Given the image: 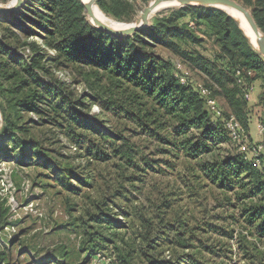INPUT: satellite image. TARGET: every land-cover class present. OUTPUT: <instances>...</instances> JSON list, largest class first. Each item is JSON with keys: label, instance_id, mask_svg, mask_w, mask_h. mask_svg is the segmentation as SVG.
Masks as SVG:
<instances>
[{"label": "rangeland", "instance_id": "rangeland-1", "mask_svg": "<svg viewBox=\"0 0 264 264\" xmlns=\"http://www.w3.org/2000/svg\"><path fill=\"white\" fill-rule=\"evenodd\" d=\"M121 1V18L99 8L131 24L153 0ZM15 22L28 26L22 18ZM21 29L14 26L19 41L9 32V45L26 57L33 50L25 43L32 39L54 56L39 35ZM198 33L204 42L199 51L212 58L213 40ZM151 51L171 59L179 76L205 86L206 77L172 49L158 45ZM1 61L7 64L0 66V103L19 127L0 159V264H128L130 251L132 264H262L253 252L264 250V236L252 235L244 219L234 218L263 197L264 175L252 180L234 165L238 148L226 136L205 134L199 123L182 124L176 113L164 116L155 97L135 98L124 89L112 103L109 93L97 96L71 67L58 68L47 57L43 80L57 82L51 90L35 84L14 51ZM21 80L25 86L15 88ZM32 88L43 93L39 113L15 106ZM258 97L253 115L260 111ZM217 100L232 112L224 93ZM32 144L39 156L29 151ZM260 160L264 164L263 155ZM224 170L233 174L232 183Z\"/></svg>", "mask_w": 264, "mask_h": 264}, {"label": "trees", "instance_id": "trees-1", "mask_svg": "<svg viewBox=\"0 0 264 264\" xmlns=\"http://www.w3.org/2000/svg\"><path fill=\"white\" fill-rule=\"evenodd\" d=\"M243 1L252 7V14L264 32V0ZM97 4L104 12L116 18L123 17L125 5L121 0H97ZM19 18L28 22L27 28L21 29L16 24L15 20ZM13 25L15 29H21L22 34L39 35L44 45L55 51L54 56H49L44 49L38 50L32 39L25 43L26 47L33 50L26 57L23 52H19L20 47L9 45V32L19 41ZM198 32L213 40L216 48L212 58L199 51L204 42ZM158 45L172 49L189 69L204 75L205 86L195 84L188 76L183 78L176 74L171 59L151 51L153 46ZM9 51L15 52L35 84L46 90H51L57 84L48 85L43 80V73L48 69L43 60L47 57L58 68L71 67L73 74L81 77L80 81L93 89L97 96L109 93L108 101L112 103L119 99L118 94L123 95L124 89L132 91L135 98L155 97L164 116L176 113L182 124L199 123L198 128L205 129V134L219 133L226 136L238 148L232 160L235 161L234 165L247 169L252 180H262L259 174L264 175V164L254 166L253 154L248 149H241V144L233 139L226 121L235 118L240 125L241 142L248 148L264 142V59L236 20L224 10L198 5L181 7L156 16L152 25L142 31L118 37L95 27L88 20L81 0H30L22 10L0 16V52L8 54ZM5 64L0 62V66ZM3 74L7 81L12 79L9 73ZM255 81H259L261 88L258 94L260 111L253 115ZM19 83L15 88L25 86L24 81ZM1 87L0 84V91ZM6 92L9 95V87ZM220 93H224L233 106V113L220 106L217 100ZM42 97L41 91L32 88L26 96L16 101L15 106L26 112L39 113ZM209 100L216 101L220 114L211 110ZM6 110L0 103V111L4 116L0 130V159L18 126L10 115L9 118L6 116ZM37 149L38 145L32 144L29 151L39 156ZM26 156L29 155L23 157ZM15 157L19 159V156ZM223 175L226 181L232 183L233 174L230 171L224 170ZM213 180H218L217 174ZM260 192L263 197L240 208L234 220L244 219L243 222L251 226L252 235L263 237L264 184H260ZM4 219L3 209L0 208V226L5 223ZM241 239L245 241V238ZM253 254L257 261L264 264V250H255ZM131 255V251L125 254L128 264L134 260Z\"/></svg>", "mask_w": 264, "mask_h": 264}, {"label": "water", "instance_id": "water-1", "mask_svg": "<svg viewBox=\"0 0 264 264\" xmlns=\"http://www.w3.org/2000/svg\"><path fill=\"white\" fill-rule=\"evenodd\" d=\"M85 6V12L88 20L97 28H100L112 35L118 37L130 36L136 32L142 31L151 26L152 20L151 15L157 9V7L161 4V2L170 1L172 3H177V7H186L189 5H198V6H206V7H216L224 10L230 9L238 14L244 16L247 20L248 25L251 30V34L253 38L249 37L245 30L241 27L240 23L228 12V14L233 17L236 22L239 24V27L242 29L246 37L249 39V42L253 45V47L259 52V54L264 59V32L258 26L252 12L242 3L237 0H153L148 6H146L141 14L134 20L133 24H126L120 26H109L100 20H92V6L93 4H97V0H81ZM27 2V0H14L11 3L3 4L0 3V16L10 15L12 13L18 12ZM0 129L2 126V113L0 111Z\"/></svg>", "mask_w": 264, "mask_h": 264}, {"label": "bare ground", "instance_id": "bare-ground-1", "mask_svg": "<svg viewBox=\"0 0 264 264\" xmlns=\"http://www.w3.org/2000/svg\"><path fill=\"white\" fill-rule=\"evenodd\" d=\"M14 0H12L11 2H13ZM88 1V0H85ZM10 2V3H11ZM173 6H178L177 3H172L170 1H166V2H161V4L157 7V9L154 11V13L151 15V20L162 10L169 8V7H173ZM226 11L232 15L241 25V27L245 30L246 34L253 38L252 36V32L250 30V27L248 25L247 20L244 18L243 15L238 14L230 9H226ZM92 20L96 19V20H100L102 22H104L105 24L109 25V26H120V25H126L128 23L125 22H121L116 20L115 18L109 17L107 16L100 8L97 4H93L92 6ZM134 22H132L131 24H133ZM0 124H1V120H0Z\"/></svg>", "mask_w": 264, "mask_h": 264}, {"label": "built area", "instance_id": "built-area-1", "mask_svg": "<svg viewBox=\"0 0 264 264\" xmlns=\"http://www.w3.org/2000/svg\"><path fill=\"white\" fill-rule=\"evenodd\" d=\"M204 93H206L205 89H204ZM247 97H250V95L247 94ZM208 104H209L212 111L218 112L220 114V112L218 110L217 103L215 100H209ZM226 125L230 129L233 139L241 144V149H243V150L248 149L253 154V156L255 158L254 163H253L254 166H260L261 165L260 157L262 155H264V142L260 143L257 146H253L251 148H248L247 145H245L241 142L242 136H240V125L235 120V118L231 117L230 119H228L226 121Z\"/></svg>", "mask_w": 264, "mask_h": 264}, {"label": "crops", "instance_id": "crops-1", "mask_svg": "<svg viewBox=\"0 0 264 264\" xmlns=\"http://www.w3.org/2000/svg\"><path fill=\"white\" fill-rule=\"evenodd\" d=\"M255 84L257 85L256 86V89H255V93H254V97H253V101H256L257 100V96H258V94H259V89H260V87H259V81H255Z\"/></svg>", "mask_w": 264, "mask_h": 264}]
</instances>
